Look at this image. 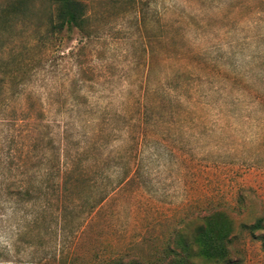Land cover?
<instances>
[{
	"label": "rangeland",
	"instance_id": "1",
	"mask_svg": "<svg viewBox=\"0 0 264 264\" xmlns=\"http://www.w3.org/2000/svg\"><path fill=\"white\" fill-rule=\"evenodd\" d=\"M80 1L87 31L55 37L52 0H0V70L27 81L0 110V176L73 160L59 201L0 204V264L151 258L217 210L239 264H264V230L241 231L264 219V0Z\"/></svg>",
	"mask_w": 264,
	"mask_h": 264
},
{
	"label": "trees",
	"instance_id": "2",
	"mask_svg": "<svg viewBox=\"0 0 264 264\" xmlns=\"http://www.w3.org/2000/svg\"><path fill=\"white\" fill-rule=\"evenodd\" d=\"M52 2L56 10L49 32L51 36L59 37L74 31H87L86 6L80 0ZM10 12L11 10L6 8L2 14ZM23 71L0 70V110L7 109V100L17 98L25 90L27 81ZM178 76L180 74L176 75ZM66 153L67 158L64 154L63 161L59 154L53 159L57 166L46 170V173L51 172L47 174L46 179L44 176L38 178L37 173L31 174L32 170L25 169L17 176L14 167L8 164L0 176L4 178L0 181V204L8 205L5 210L8 209L16 215L26 209L29 215L40 198L49 202L56 197L59 201L61 190L70 183L68 172L69 166L73 164L71 153ZM262 230L263 218L258 219L254 225H241V231L251 235ZM237 233L238 226L226 211L217 210L206 214L201 212L194 219H182L168 241L157 249L151 258L126 253L107 264H239L234 245L238 238Z\"/></svg>",
	"mask_w": 264,
	"mask_h": 264
}]
</instances>
